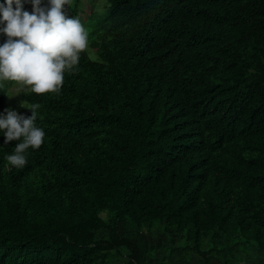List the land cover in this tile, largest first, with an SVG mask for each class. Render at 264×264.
Wrapping results in <instances>:
<instances>
[{
  "label": "trees",
  "instance_id": "obj_1",
  "mask_svg": "<svg viewBox=\"0 0 264 264\" xmlns=\"http://www.w3.org/2000/svg\"><path fill=\"white\" fill-rule=\"evenodd\" d=\"M105 2L60 91L21 94L25 166L0 135V264H264V0Z\"/></svg>",
  "mask_w": 264,
  "mask_h": 264
},
{
  "label": "clouds",
  "instance_id": "obj_2",
  "mask_svg": "<svg viewBox=\"0 0 264 264\" xmlns=\"http://www.w3.org/2000/svg\"><path fill=\"white\" fill-rule=\"evenodd\" d=\"M31 4V13L23 5ZM68 0H2L0 2V93L11 98L25 92L58 93L65 72L74 70L80 53L88 48V33L79 18L62 11ZM15 38V39H14ZM6 85H11L6 88ZM30 115L6 108L0 112L4 145L15 141L4 157L8 165L22 168L26 153L38 149L45 133L35 123L38 103L23 107Z\"/></svg>",
  "mask_w": 264,
  "mask_h": 264
},
{
  "label": "rangeland",
  "instance_id": "obj_3",
  "mask_svg": "<svg viewBox=\"0 0 264 264\" xmlns=\"http://www.w3.org/2000/svg\"><path fill=\"white\" fill-rule=\"evenodd\" d=\"M0 2H2V0H0ZM44 2H46V0H44ZM105 0H81L78 4V8L80 9L78 15L76 18H79L81 24L83 25V27L85 28V30L88 33V42L90 40V26H89V18L88 15H91L89 13H99L101 12L104 7H105ZM74 5V0H68V4L66 5L67 7V11L71 10V8ZM29 13H31V8L28 10ZM92 15V16H93ZM92 23L94 22L95 19H91ZM2 38V36H0ZM11 85H8V88H10ZM23 103L21 101V94L14 96V97H5L4 100V105L3 107L0 108V112H3L4 109L9 108L12 110L17 111V113H19L22 109H23Z\"/></svg>",
  "mask_w": 264,
  "mask_h": 264
}]
</instances>
